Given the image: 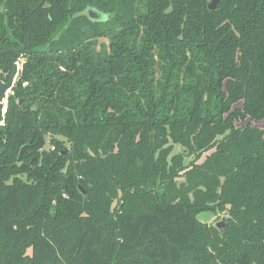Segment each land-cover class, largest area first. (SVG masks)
I'll list each match as a JSON object with an SVG mask.
<instances>
[{
  "label": "trees",
  "instance_id": "obj_1",
  "mask_svg": "<svg viewBox=\"0 0 264 264\" xmlns=\"http://www.w3.org/2000/svg\"><path fill=\"white\" fill-rule=\"evenodd\" d=\"M210 1L0 0V264H264V0Z\"/></svg>",
  "mask_w": 264,
  "mask_h": 264
},
{
  "label": "water",
  "instance_id": "obj_2",
  "mask_svg": "<svg viewBox=\"0 0 264 264\" xmlns=\"http://www.w3.org/2000/svg\"><path fill=\"white\" fill-rule=\"evenodd\" d=\"M219 1L220 0H211L208 4V9L210 11H214ZM87 15L89 19L93 22H104L107 20L106 15L102 14L101 12H99L98 10L92 7L87 9ZM17 74H18V66L14 64L10 78L6 82L0 80V99L5 100L7 98V93L13 88ZM19 103H21V101H19ZM108 142H109V135L106 136V138L101 144V148H100L101 156H106L108 154V149H107ZM215 226L221 229V231H223L224 230V228H222L224 226L223 220L216 223Z\"/></svg>",
  "mask_w": 264,
  "mask_h": 264
},
{
  "label": "rangeland",
  "instance_id": "obj_3",
  "mask_svg": "<svg viewBox=\"0 0 264 264\" xmlns=\"http://www.w3.org/2000/svg\"><path fill=\"white\" fill-rule=\"evenodd\" d=\"M99 44L106 45V40L99 39ZM9 92L7 93V96L9 94ZM252 124H253V126L257 127L258 129L264 131V119L253 121ZM178 151H179V147L178 146H174L173 153L175 154ZM196 219L200 223L212 224V225H215L216 223H218L221 220H223L222 219V216L215 215L212 211H204V212H201V213H199L196 216Z\"/></svg>",
  "mask_w": 264,
  "mask_h": 264
},
{
  "label": "built area",
  "instance_id": "obj_4",
  "mask_svg": "<svg viewBox=\"0 0 264 264\" xmlns=\"http://www.w3.org/2000/svg\"><path fill=\"white\" fill-rule=\"evenodd\" d=\"M16 65L18 66L19 69V64L16 63ZM6 111V99H0V113L3 115L4 112ZM54 148L51 147V150H53Z\"/></svg>",
  "mask_w": 264,
  "mask_h": 264
}]
</instances>
